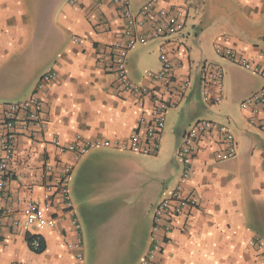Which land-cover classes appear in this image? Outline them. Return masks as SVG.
<instances>
[{"label":"crops","instance_id":"crops-1","mask_svg":"<svg viewBox=\"0 0 264 264\" xmlns=\"http://www.w3.org/2000/svg\"><path fill=\"white\" fill-rule=\"evenodd\" d=\"M148 1L129 0V9L136 14ZM157 9L182 11L185 28L170 38L136 44L127 56V74L176 102L167 109L166 123L170 119L177 126V145L163 141L165 127L158 153L147 155L120 147L152 107L150 99L140 105L136 95L119 87L114 60L115 45L126 42L123 4L0 0V104L28 98L44 73L57 74L40 92L46 128L17 137L9 204L22 210L29 199L41 198L44 185L73 158L59 154L54 139L93 145L70 174L72 209L55 192L51 209L31 230L42 237V250L32 249L28 233L6 224L0 264H73L68 248L76 238L73 214L81 224L85 264H139L150 246L154 208L181 174L175 158L180 138L200 119L228 124L237 155L219 162V135L202 139L187 187L199 206L176 219L164 264H264L261 251L250 244L261 241L264 249V115L251 124L240 107L263 78L217 51L231 49L264 70V0H157ZM164 49L172 56L175 80L153 81L146 73L160 70ZM205 63L219 64L225 73L218 104L202 99ZM187 78L190 90L172 96L171 88ZM48 163L54 172L46 179Z\"/></svg>","mask_w":264,"mask_h":264},{"label":"built area","instance_id":"built-area-1","mask_svg":"<svg viewBox=\"0 0 264 264\" xmlns=\"http://www.w3.org/2000/svg\"><path fill=\"white\" fill-rule=\"evenodd\" d=\"M75 2L76 0H70ZM99 5L123 4L125 8V36L123 45L116 44L115 71L119 80L120 90L124 93L136 95L143 105L145 99H150L152 107L150 116H142L140 128L133 132L128 142L121 143L120 147L140 152L147 155H156L160 148V141L165 129L166 112L175 101L160 96L149 87L138 85L130 80L127 74V56L129 51L138 43H144L155 38H170L183 32L185 23L182 20V11L157 9V0H150L144 4L136 14L129 9V0H96ZM144 29V31L139 32ZM218 52L224 53L233 63L251 68L262 75L263 84L260 89L251 93L240 102L243 111L250 115V123H255V118L264 115V70L243 60L231 49L218 48ZM162 66L157 72H147V78L153 81H168L174 79V63L169 50L161 53ZM201 85L203 88L202 99L206 104H218L222 101L221 90L223 88L224 70L216 63H205L201 66ZM57 76L56 72L48 71L38 80L34 92L26 99L17 102L0 104V248L3 241V228L6 224L21 229L28 233V242L33 250L40 251L43 248V240L39 235L31 232L33 226L43 220V212L52 207L54 193L58 192L69 211L72 209L69 194L70 174L75 163L84 155L92 144L71 143L65 144L54 139L52 144L59 154L71 153L73 158L66 162L62 173L48 180L41 198L29 199L22 210H17L9 203L12 201L7 192L8 179L10 178V164L15 156V144L19 134L33 131H43L47 122L42 118L44 100L40 92L45 85ZM191 78H187L171 88V95L181 97L190 90ZM218 134L222 149L215 152V159L219 162L233 159L237 155L238 144L235 135L226 123L213 120L200 119L192 124L181 136L176 150V156L181 163V174L170 194L161 199L154 208L152 225L150 230V246L144 258L139 264H164L162 255L165 243L170 239L174 231L176 219L199 206L195 194L188 192L187 187L194 172V160L199 151L202 139ZM53 166L46 164L43 174L48 178L53 174ZM56 190V191H55ZM71 224L76 230V238L68 244V248L74 252L73 264H85L83 250V238L81 224L78 217L71 215ZM30 238V240H29ZM250 244L261 251L264 258V249L261 241L252 240Z\"/></svg>","mask_w":264,"mask_h":264},{"label":"rangeland","instance_id":"rangeland-1","mask_svg":"<svg viewBox=\"0 0 264 264\" xmlns=\"http://www.w3.org/2000/svg\"><path fill=\"white\" fill-rule=\"evenodd\" d=\"M15 76V75H14ZM15 78V77H14ZM12 80H14V79H12ZM12 101H14V100H11L10 102H12ZM172 121L169 119V121L167 122V123H165V127H166V130H165V133H166V136H165V138L163 139V141H167V140H169V143H170V147H173V146H175L176 147V145H177V133H176V129H177V126H176V129L175 128H173V126H172ZM184 124H186V122L184 123ZM162 141V142H163ZM174 147V148H175ZM176 149V148H175ZM175 158L177 159V161H178V158H177V156L175 155Z\"/></svg>","mask_w":264,"mask_h":264},{"label":"trees","instance_id":"trees-1","mask_svg":"<svg viewBox=\"0 0 264 264\" xmlns=\"http://www.w3.org/2000/svg\"><path fill=\"white\" fill-rule=\"evenodd\" d=\"M29 240H30V238H29ZM41 251V250H40Z\"/></svg>","mask_w":264,"mask_h":264}]
</instances>
